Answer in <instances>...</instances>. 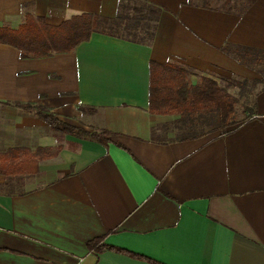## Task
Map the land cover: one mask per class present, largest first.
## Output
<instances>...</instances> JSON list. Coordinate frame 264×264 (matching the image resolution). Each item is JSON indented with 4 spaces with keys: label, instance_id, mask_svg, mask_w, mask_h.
<instances>
[{
    "label": "crops",
    "instance_id": "crops-1",
    "mask_svg": "<svg viewBox=\"0 0 264 264\" xmlns=\"http://www.w3.org/2000/svg\"><path fill=\"white\" fill-rule=\"evenodd\" d=\"M223 2L0 0L1 26L125 15L140 37L94 32L69 53L29 59L0 44V152L58 147L32 175H0V264H264V0ZM150 61L233 98V77L255 84L253 115L222 133L214 115L150 114ZM15 104L111 141L61 134ZM98 237L143 259L90 250Z\"/></svg>",
    "mask_w": 264,
    "mask_h": 264
},
{
    "label": "trees",
    "instance_id": "trees-1",
    "mask_svg": "<svg viewBox=\"0 0 264 264\" xmlns=\"http://www.w3.org/2000/svg\"><path fill=\"white\" fill-rule=\"evenodd\" d=\"M242 1L243 9H245L255 0ZM128 22L125 15H118L113 19H102L90 14H80L58 25H49L39 17L26 14L17 28L0 25V44L17 49L23 59L45 58L73 51L78 44L87 41L94 32L123 36L116 30H125L123 27L129 26ZM190 73L188 68L174 62L159 64L150 61L148 64V112L152 115L191 116L202 113L214 115L222 133L227 127L247 120L253 115L251 107L245 108V116L242 119H236L235 99L212 80L201 79L197 84H191ZM15 105L37 115L48 124L49 128L61 134L93 139L101 143L111 141L112 133L106 130L94 133L83 127L71 125L58 119L46 107L29 104ZM79 110L92 111L91 108L85 107H79ZM57 148L38 147L30 150L18 147L0 152V175L8 182L23 175H32L37 172L38 162L52 156ZM102 241V237L94 238L87 243L88 248L95 252L114 250L143 259L141 256L103 244ZM150 263L157 264L153 261Z\"/></svg>",
    "mask_w": 264,
    "mask_h": 264
},
{
    "label": "rangeland",
    "instance_id": "rangeland-1",
    "mask_svg": "<svg viewBox=\"0 0 264 264\" xmlns=\"http://www.w3.org/2000/svg\"><path fill=\"white\" fill-rule=\"evenodd\" d=\"M223 1L224 0H209V1L207 0L209 5L215 6V7H220V8L224 7ZM116 32L120 33L121 35H123L125 37H130V38L134 37V38L140 39L139 36L129 34L126 30H121V31L116 30ZM231 80H232V84H229L228 87L224 83H222L221 86L226 85V88L229 89V91H231V93L235 99V105H234L235 118L236 119H242L245 116L244 115L245 114L244 108L250 107V105L252 104V95H253V92L256 88V85L251 84V83H247V82L246 83L240 82V79L235 78V77H233ZM210 127H211V125H210ZM198 130H202L201 127H200V129H195L194 131H192V133L195 131H198Z\"/></svg>",
    "mask_w": 264,
    "mask_h": 264
}]
</instances>
